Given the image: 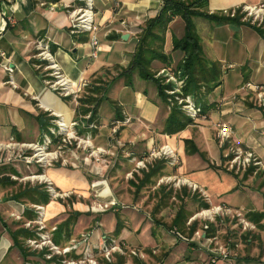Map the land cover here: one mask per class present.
Returning <instances> with one entry per match:
<instances>
[{"label": "crops", "instance_id": "crops-1", "mask_svg": "<svg viewBox=\"0 0 264 264\" xmlns=\"http://www.w3.org/2000/svg\"><path fill=\"white\" fill-rule=\"evenodd\" d=\"M91 3L94 22L99 24L95 33L99 51L94 59L88 57V33H71L68 29V14L80 5L76 0H58L48 4L44 0H0V145L9 142L24 145L40 142L43 135H50L48 132L54 126L53 123L61 120L66 125L80 130V135L89 137L93 147H100L106 151V154L102 155L106 160L103 165L97 166L93 162L88 165V162H85L86 164L78 163L77 166H71L69 163L66 165V159L62 158L60 163L52 167H44L43 171L45 177L56 189L69 193L78 201L88 200V197L94 198L91 195L93 187L101 185V188H104L103 200L107 201L115 197L126 206L115 211L120 222L114 218V213L110 214L108 211L97 215L99 219L98 223H95L96 228L89 232V243L91 242L92 246H96L97 239L106 235L104 233H111L118 222L120 230L116 238L126 244L154 247L172 243V239H167L157 222L154 223L150 217L145 219L147 211H154L157 218L164 216V219H167L169 209L167 202L171 203L173 197H167L169 183L165 181L166 178L182 181L178 190L180 189L181 193L186 195V199L188 197L194 200L189 203L199 206L198 209L193 208L194 211L188 218L202 209L200 204L204 200L198 198L200 197L198 192L201 190L206 194L208 205L220 203L238 209L251 224L263 226L264 179L256 180V186L249 187L250 190L247 191V184L252 183L256 177L248 173V171L252 172V167L242 171L239 174L242 177L220 171L217 165L218 159L222 160L224 156H220L218 146L211 138H205L201 143L194 141L196 153L188 152L189 147L187 149L183 139L186 138L185 133L190 125L172 135L161 134V126L157 125L156 121L159 116H162L163 109L162 103L156 96L155 87L148 88L136 76L132 77L130 86H125L117 80L114 92L118 88L125 91V99L118 94V99L113 101V104L117 103L118 106L112 108L109 114L105 113L106 123L99 122L96 117L91 124L86 122L87 118L84 119L78 115L75 99L71 96H63L50 87L48 81H51V78L47 75L48 70L43 69L48 62L35 57L36 42L40 41L47 46L48 52L67 78L76 84L83 82L85 87L95 78L103 81L105 76H108L107 71L112 73L111 69L114 66L125 67L128 64L135 46L136 34L144 22L154 17L161 7V0H91ZM261 3H264V0H207L206 9L208 12H218L240 5L253 6ZM171 23H175V29H170L168 32L178 36L181 32L178 18L175 17ZM224 25L230 26L228 24L219 26ZM230 29L235 31L242 29L243 33L251 30L254 34V30L246 25ZM252 33L251 39L254 37ZM122 35L126 38L122 39ZM258 39L260 46L255 60L259 61V64L253 65L252 62L253 69L240 70L238 74H234V84L228 89L222 86L224 84L221 77L218 85H221L219 96L212 98L207 95L206 99L207 102H215L208 112V118L215 117L230 125L233 129L234 141L242 148L254 152L262 162L264 135L259 132L264 128V94L258 97L257 94L252 93V96L249 93L251 91L243 92L242 90V84L246 87L247 83L253 82L262 85L264 93V79L257 78V75L263 73L262 67L264 69V38ZM167 47L165 46V49ZM251 47L252 44L246 49L251 50ZM172 55L177 56L176 53ZM240 58L246 61L247 54H243ZM4 64H7L11 72L3 69ZM221 68L220 64V70ZM128 89H132V93L135 94L136 111L134 112L129 107H124L125 101L129 99ZM101 104L102 101L98 106L97 116H99ZM254 105L261 110H254ZM85 114L89 117L88 111ZM78 117L84 120L81 121ZM197 122L199 121L196 119L193 123ZM85 124L94 129L90 130L92 135H89L86 128H82ZM237 129H240V134L236 132ZM65 143L61 142L59 137L52 150L58 151ZM163 145L174 149V163L167 156L148 157L150 148ZM138 161L146 163L147 167L144 166V170L140 169L141 167L138 168L136 166ZM9 164H7L8 167L11 166L14 172L16 164ZM29 167L27 165L26 168ZM12 171L11 173L14 174ZM147 173L148 175L144 177ZM4 174L8 175V173ZM121 177H124V181H120ZM128 178L133 180V186H130ZM94 181H99L100 185L92 187L91 184L95 183ZM185 182L195 185L197 189L193 190ZM7 191H10V187L0 185V264H28L34 256V253H30L28 249L24 250V247H28L30 236H17L19 244L13 245L9 230L23 228L17 220L19 218L31 220V212L27 208V205L31 203L27 199L11 200L7 198ZM94 191L95 196H98L99 192L96 194L97 190ZM245 191L249 194L248 199L241 198ZM233 196L236 197L235 202L231 200ZM238 198L239 201H237ZM154 207L158 208L154 209ZM63 209L64 207L59 203L49 202L46 205V216L49 218L58 215ZM65 217L66 214L57 216V219L53 221L56 227ZM91 218L92 216L89 217ZM86 219L88 220V216L72 222L68 230L69 238L63 241L61 239L63 235H61L58 243H55L58 246L62 244V248L77 244L73 252L76 255L79 254L80 251H76L78 245H81L80 249L86 243L88 245V239L84 241V244H80L82 237L88 235ZM257 231L263 248L258 251L259 256H254L257 253L256 247L252 246L251 239H248V244L244 246L240 258L217 260L214 264H241V262L264 264V228ZM254 235L257 237V234ZM177 248L185 253L182 261V263L186 261L184 264H191L189 258L193 256L202 260L205 258L203 250L193 249L185 243L179 242ZM246 250L249 251V260L242 257L244 255L242 253ZM165 251L168 252V250ZM178 252L169 251L163 264H173V260L178 259ZM256 258L258 259L255 261Z\"/></svg>", "mask_w": 264, "mask_h": 264}, {"label": "rangeland", "instance_id": "rangeland-1", "mask_svg": "<svg viewBox=\"0 0 264 264\" xmlns=\"http://www.w3.org/2000/svg\"><path fill=\"white\" fill-rule=\"evenodd\" d=\"M202 8L206 9L207 3ZM244 10H245L244 7L240 5L238 7L228 8V9H225L223 11L221 10L218 12H221L222 14H225L227 16L229 15L230 12H233L232 13L233 16L239 15L241 22H246L250 26H253L259 29H264V20H261V21H259L258 19L253 20V18H251L250 16H247L246 11ZM209 13H212V12H209ZM233 16H230V17H233ZM192 20L194 24V29L199 37V43L201 46V51H202L203 56L207 60H212V61H216L217 63H220L222 66L221 77L223 78V84H224L222 86L225 89L230 88L234 84V81H235V79H233L234 74H238L240 70L242 71V70L253 69L254 66H252V62H253V65L259 64V61L255 60V55H256L257 49L260 46V43H258L259 41L258 38L259 37L264 38V34H263V37H261L258 33H256V31H254V34H253L252 33L253 31L251 30L245 31V33L242 32V29H238L237 31L231 30L227 25H224V26L214 25L211 22H208L207 20L200 18V17H194ZM171 26H172L171 28L174 30L175 23L171 24ZM251 33L254 36L253 39H251L250 37ZM254 39H257V41H254ZM165 40L166 41L164 43V49H165V46H168L167 49H165V52H168L170 50V32L168 31L165 33ZM251 44H252L251 50L246 49V47H249ZM243 54H247L246 61H242V58H240ZM169 67L171 68V66L160 67L158 70L154 72L153 77L160 80L163 84L173 83L174 84L173 89L172 90L167 89L164 92L166 95H170V96L173 95L174 97L176 94L180 93V89H178L174 83L175 81L177 82L176 76L171 75V74L175 73L176 75H178V73H180L179 72L180 70L173 69L174 70L173 71L174 73H173L172 71L169 70ZM111 71L112 73H109V71H107L108 76H105V79L103 81H106V82L109 81L112 77L115 76V74L119 71V69H116L114 67L111 69ZM262 71L263 73L257 75V78L262 77L264 79L263 67H262ZM168 75H171L172 79L168 78ZM116 81L117 80H114L108 86V90L105 94L106 98L102 100V104L99 108V116H97V119L101 123L102 122L106 123L107 121L105 117V113L109 114L112 111V108H115L118 106L117 103L113 104V101L118 99L117 95L119 94L122 97V99H125V96H126L125 91L118 88L114 92L115 86L117 85ZM141 81L148 88L149 87L154 88V85L151 82L144 81V80H141ZM89 84L90 82H88L87 86L82 87L77 97L75 98L77 108H79L80 106L79 100L86 97L87 92L85 91V89L89 87ZM244 86L245 84H242L243 92H247V91L249 92L250 90ZM131 90L132 89L127 90L129 94V99L125 101L124 107H129L134 112L136 111V98H135V94L132 93ZM220 91H221V85L210 90V92L207 95L212 98H217L220 94ZM249 93H251V95L253 96L252 92H249ZM178 98H181V97L178 96ZM178 98L177 100L174 101V103H171V101L167 102V104L165 105L166 107L164 108L165 111H167L168 107H171L172 104L179 106V108L184 110L183 107L187 103L186 101L182 99H178ZM85 107L88 110V104H86ZM253 108L254 110L256 109L261 110V108L260 107L258 108L257 105H254ZM78 112H80L78 113V115L82 116L84 119L87 118L86 114L81 115L80 109H78ZM161 115L162 116H159L156 121L157 125H160L162 119L164 118L165 112L163 111ZM186 115H188V113H186ZM190 116L191 115H189V117ZM78 118L81 121L84 120L80 117ZM190 118L193 119V122H195V119L193 117H190ZM79 120H77L78 123H79ZM197 121L199 122L192 123L193 126L190 125L188 127L187 133H185L186 138H184L183 140L187 142V144L190 145V146L187 145V149L188 147L191 148V145L196 147L195 145L196 143H194V141L201 143L203 142V139L211 138L218 146L220 156L222 157L224 156V159L222 160L221 158L218 157L219 159H218L217 165L220 171L229 172L232 175H237V176L242 177V175H239V174L242 173V171L244 172V170L252 167V172L248 171V173L250 172L252 176L255 175L256 177L254 178L252 183L247 184V188H246L247 191L250 190V188H254L256 186L255 185L256 180H258L259 178L264 179V168H263L264 167V153L262 156L263 158H261L263 164H261L262 162H260V158L257 157L254 152H252L251 150H248L247 148H242L240 145H238V143L234 141L232 137L233 133L230 135L228 139L221 141L217 137V130H216L215 124L223 120H220V119L217 120V118L215 117L213 118L207 117L205 119L197 118ZM52 128L54 129V127ZM82 128H86L88 130L89 135H92L91 131L94 130L93 128H89L88 125L86 124L83 125ZM230 128L233 132V129L231 126ZM67 130L69 133L73 134V137L70 139L69 143L66 142L65 144L61 145V148L55 153L56 159H53V160L50 159L51 161L49 163L50 165H46L45 167L47 168L52 167L53 165L60 163L62 158L66 159L65 160L66 165H68V163L71 166L72 165L77 166L78 163L86 164V163H83V160H82L86 153H84V151H82V149H80L76 145V143L80 141L79 139H83L82 137L83 135H80L81 133H78V130L76 127H70ZM239 130L240 129H237L236 132L240 134ZM259 133L260 134L263 133L264 135V128H262V131H260ZM32 143H35V142H32ZM4 145L5 144L0 145V161H1L0 162V174L4 172L8 173L7 176L9 177L10 180L13 181V186L7 185L8 187H10V191H7V198H9L11 194H14L15 192H19L23 190L24 188H28L34 185L40 186L41 189L46 192L49 198L46 204H42V203L32 204L31 202H29L31 204H28L27 208L31 212V220L19 218L17 220L20 222V225L23 228L28 229L30 232L34 233L38 231L39 233H42L43 236L47 235V237H49L51 240V244L61 249L63 245L60 244V246H58L52 239V237L56 235L55 234L56 225L53 223V221L57 219V216L66 214L65 218L72 217L73 223L74 221H76V219L78 220L79 218H86V216H88V220L86 219L87 221L86 224H88V259L92 260L91 263H88V264H163L166 260L165 258L167 257L168 252L171 250L179 251L178 252L179 255L177 254L178 259H174L173 264H184L186 261H184L183 263L182 261L184 260L185 253L181 252L183 250L177 248L179 242L185 243L186 245H190L193 249H201L204 251L205 253L204 260L198 259L196 256H193L192 258H189L190 259L189 262L191 264H214L211 261L215 262L217 260H229L231 258L238 259L240 258L241 252L244 250V246L248 244L247 242L248 239H251L252 241L251 245L256 247L255 250L257 251V253L254 254L255 257L259 256L258 251L263 249L257 230L264 228V225L262 226L258 224L256 226V225L251 224L248 221V218H246L244 214L238 209L230 208L227 205L222 206L220 203L209 204V205L207 204L208 206L207 208L199 210V212H197L195 215L188 218V216L191 215L190 213L194 211L193 208L198 209L199 206L196 207V206H193L192 203H189V201L191 202L194 200L188 197L186 199V195L182 194L180 189L178 190L180 184H182V181L180 180L178 181V179H175V178L169 179L168 181L169 189L167 191V197L172 196L173 198H172L171 203L167 202V206L169 208L167 215H166L167 219H164V216L162 218H157L154 211H150V212L147 211L145 215L146 220L150 217L152 221H154V223L157 222V224L160 225V229L162 230L164 234H166L165 236L167 237V239H172V243H167V245L159 244L160 246H154V247H150L149 245L142 246L141 244L140 245L139 244L138 245L126 244L124 241L123 243L117 240L116 238L117 234L114 235L112 231L111 233L110 232L104 233L106 235L97 239L98 242L96 246H92L91 242L89 243V236H90V233L96 228L95 223L96 222L98 223L99 216L97 217V215L105 214V212L108 211L110 212V214L114 213L115 214L114 218H116V220H119V217L116 216L117 214L115 211L119 210L118 208H125L126 206L120 203L119 201H117L115 197L111 196L113 199H115L114 205L110 206L108 209L102 212L101 211L99 212L90 211V206H94L99 202L106 201L102 199V193L100 191L104 190V188L103 189L101 188L99 181L97 182H98V185L100 186L93 187L92 189L93 192L92 194L90 193L91 195L94 196V198L90 199L88 197V200L78 201L77 199L72 197L69 193H67V196L63 198L50 197L51 192L52 193L55 192L57 196L58 194L59 196H62L63 192L56 189L54 185L51 183V181L47 177H45L43 173L44 167L41 165V163L39 164L36 163L37 159L32 154V152H35V150L31 149V147L28 149L22 148L20 150V148L15 147V145H13L14 149L12 150V149H9V147H6V145L4 147ZM157 148H150L149 150L157 149ZM52 149L53 147H49L47 150L50 151ZM236 149H239L240 151L251 152L255 156L256 160L260 162V165L253 166L251 163H249L245 165L244 168H239V169H237L235 166L233 167L230 166L229 160L232 158L233 152ZM262 149H264V146ZM11 151L13 154H11ZM173 152L175 153L174 149H173ZM192 153H196V151ZM209 155L211 156L210 153ZM7 156L9 157L10 160L3 162L2 160L4 158H7ZM101 159L102 160L104 159L103 156L101 157ZM105 161H106L105 159L103 161H99V163H97L96 165L97 166L100 164L103 165ZM14 163L16 164V167L15 169L13 168L14 174H12L11 171L9 170V168L10 169L12 168L11 166L8 167L7 164L11 165ZM91 164L92 162H88V165H91ZM27 165L30 166L28 169L26 168ZM143 165L147 167L146 163H143ZM144 166H139L138 168L141 167L140 169L144 170L145 169ZM3 168L5 170H3ZM123 178L124 177H121L120 181H124ZM47 180L50 181L51 183L50 185L48 184V182H46ZM128 180L130 181L129 183L130 186H133V180L131 178H128ZM189 186L191 185L189 184ZM259 189L260 187L258 188V190ZM94 190H97L96 194L99 192L98 196H95ZM195 194L196 196H198L199 194L200 197L198 198L203 199L204 200L203 202L205 203L209 202L208 200H206L207 197L203 191H199L198 194L197 193ZM248 195L249 194L245 191L243 192V197L241 198L248 199ZM193 196L195 197V195ZM263 198H264V194H263ZM109 200H111V198ZM231 200L232 202H235L236 197L233 196ZM237 201H239V198ZM49 202L59 203V205H62L64 209L60 211L58 215H53L52 217L48 218L46 216V205ZM32 205H35V208L36 206L43 207V217L45 218V221H43L44 227L41 230H36V226H38L37 225L38 221L37 220H36L37 222L33 221L36 218V214L33 211L34 207ZM216 206L225 207L227 210H222V209L215 210L214 208ZM86 207L88 208L87 211L85 210ZM156 208L158 207H154V209ZM201 211L203 212L207 211V212L200 213ZM140 212L143 213L142 211ZM180 212H182V217L179 220V222L174 225L171 221L174 218H176L178 216V213ZM90 216H92L91 219H89ZM184 217L186 218L184 219ZM162 220H167L165 222H168V221L169 222L164 223ZM192 223H193L192 225L193 227L190 225ZM154 226L158 227V225H154ZM196 231L200 234V236L204 235V237L203 238L196 237L194 235V232ZM175 233H179L180 236L187 238L190 241H184L182 238H179ZM254 234H257V237ZM214 235L217 236L218 238L215 237ZM204 238H207V239H204ZM42 239H45V238H42ZM81 242L82 241H80V244ZM80 248H81V245H78L76 251L77 252L81 251ZM27 249L29 250L30 253H34L33 258L30 259L28 264H65L66 261H70L72 259L77 260L81 258L80 255L78 254L76 255L73 252L74 249L76 248L70 249L69 251H67L68 253L65 252L63 254H55L53 253V251H50L47 246H44L40 249H36L28 243V247H24V250L27 251ZM165 250H168V252ZM220 251H223L224 257H221V255H219ZM242 254H244L242 257H245L247 260H249L250 256L248 255L249 254L248 250H246V252ZM46 255H51V256L48 259H46L45 258ZM257 259L258 258H256L255 261ZM241 264H246V263L241 262Z\"/></svg>", "mask_w": 264, "mask_h": 264}, {"label": "trees", "instance_id": "trees-1", "mask_svg": "<svg viewBox=\"0 0 264 264\" xmlns=\"http://www.w3.org/2000/svg\"><path fill=\"white\" fill-rule=\"evenodd\" d=\"M44 1L48 4L55 3L58 0ZM206 3L207 0H161V7L157 14L154 17L147 19L136 34L135 46L130 55L128 64L125 67L114 66L116 69H119V71L107 82L102 81L99 78L90 81L89 87L86 88L87 95L79 100L80 106L78 108L81 111V115H84L88 111L89 117H87L86 122L91 124L92 121H95L98 106L100 102L106 98L105 94L111 82L114 80H120L123 85L130 86L134 75L141 80L151 82L155 87L156 96L162 103V106L164 105L162 109L165 112V115L160 123L161 134H175L193 123V119L186 115L185 111L179 108V106L172 104L171 107H168V110L165 111L164 108L166 107L165 105L167 102L171 101V103H174L178 96L181 98L188 97L192 101L194 108L196 109V117L207 118L208 112L213 108L215 102H207L206 97L210 90L220 84L221 70L219 63L207 60L203 56L199 37L194 29L192 19L194 17H200L214 25L228 24L235 27L246 25L251 27L261 37H263L264 29H259L250 26L246 22H241L239 15L229 17L221 12L209 13L205 8H202ZM175 17L179 20L181 32L178 36L173 32L170 33V50L165 52V33L172 29L171 22ZM173 53H176L177 56H173ZM172 61L174 62L172 63ZM167 66H171V68L169 67V70L172 72L174 71L173 69L180 70V73L178 74L180 93L176 94L174 97L173 95H166L164 92L167 89L172 90L174 87L173 83L163 84L160 80L153 77L156 70L160 67ZM86 104H88V110L85 107ZM44 130H46V128H44ZM46 131L48 132V130ZM79 132L81 131L79 130L78 133ZM48 137L51 139V144L48 148L51 145L53 147L59 137L54 135H49ZM185 144L186 146H190L187 142H185ZM194 150H196L195 147L191 145V148L189 147V150L187 151L194 152ZM3 170L5 169L3 168ZM9 170L12 171L10 168ZM4 173L0 174V185L13 186V181ZM147 175L148 173L145 174L144 177ZM9 199L15 201L27 199L33 204H46L49 200L46 192L38 185L15 192L14 194H11ZM200 207L205 209L208 206L207 203L202 202ZM262 214H264V212ZM181 217L182 212L178 213V216L171 222L175 225L179 222ZM185 218L186 217H184V219ZM71 223L72 217H68L56 227V235H54L53 239L54 242L58 243V239L61 235H63V238H61L63 241L68 239V229ZM190 225L192 226L193 223ZM119 230L120 224L116 223L113 229L114 235L117 234ZM9 235L12 239L13 245L19 244L16 239L17 236L22 235L23 237H34L33 232L20 227L16 228L14 231L9 230Z\"/></svg>", "mask_w": 264, "mask_h": 264}, {"label": "built area", "instance_id": "built-area-1", "mask_svg": "<svg viewBox=\"0 0 264 264\" xmlns=\"http://www.w3.org/2000/svg\"><path fill=\"white\" fill-rule=\"evenodd\" d=\"M77 2L81 3V5L77 6L76 8L73 9V11L71 10L70 13L68 14L69 20H68V29L70 30L71 33H79V32H87L88 33V39H87V45H88V57L89 58H96L97 53L99 51V44H98V40L97 37L95 35L97 28L99 26L98 23L94 22L93 19V11H92V3L91 0H76ZM244 7V11H246L247 16H250L251 18H253V20L258 19L259 21L264 20V3L261 4H257V5H253V6H243ZM233 12H230L229 15H232ZM36 53H35V57L43 60V61H47V65L44 66V70H48L47 75L51 78L50 82V87L53 90H57L59 91L63 96H71L73 99H75L78 95V93L80 92L81 88L83 87V82H80L79 84H76L74 81H71L69 78H67L61 71L60 67L58 66V64L55 62V60L53 59V56L48 52L47 50V46L42 43V42H36L34 44ZM2 55V54H1ZM3 69L6 70L7 72H11V69L9 67H7V64L3 65ZM179 74V73H178ZM171 75H175L176 76V80L175 81V85L176 87L179 89L178 86V75L176 74H171ZM168 75V78L172 79V76ZM175 78V77H174ZM246 87L252 92L258 95V97H262L263 93V86L260 84H254V83H247ZM264 98V96H263ZM178 99H182L184 101H186V105L183 107L184 111L186 113H188V116L191 115L190 117H193L195 120L197 118L200 119H205L204 117H196L195 115V108L194 105L192 103V101L188 98H178ZM190 113V114H189ZM54 129L50 128L49 129V133L50 135H54L57 137H60L61 142H70V139L73 137L72 133L68 132V128H70V126H67L64 124L63 121L61 120H56L55 123L53 124ZM56 126V128H55ZM216 126V130H217V137L222 141V140H226L227 138L230 137V135L232 134V130L230 128V126H228L226 123L223 122H218L215 124ZM115 131V130H112ZM83 139H79L80 141L78 143H76L77 147H79L80 149H82V151H84L85 156L83 157V163L85 162H93L95 164L99 163V161H103L101 159L102 155L106 154V151L103 148L100 147H93L91 142H90V138L89 137H85L82 136ZM51 144V139L48 137V135H43L42 140L40 142H35V143H29V144H18L16 142H9L6 145V147H9V149H14L13 145H15V147H19L20 150L23 149H28L31 147V149H34L35 152H32L33 156L36 157V163H41V165L43 167H45L46 165H50L49 163L51 162L50 159H56V151L55 150H50L48 151V146ZM4 145V147H5ZM10 145V146H8ZM11 154L12 151H11ZM10 154V155H11ZM38 157H37V156ZM161 156H167L169 157L173 163L175 162V154L173 152V150L168 147L167 145H163V146H159L157 149H151L148 152V157L151 158H157V157H161ZM27 158V156H26ZM9 157L7 156V158H4L2 161H9ZM230 161V166H235L237 169L239 168H244L245 165L251 163L253 166H257L260 165V162L258 160H256L255 156L248 151H240L239 149H236L233 152V156L232 158L229 160ZM1 162V161H0ZM136 166H144L143 163L141 161L136 162ZM264 168V167H263ZM169 178H166V182H168ZM46 182H48V184L50 185V181L47 180ZM187 183V182H185ZM98 184V182H95L93 184H91V186H96ZM189 185V183H187ZM191 188L193 190H196L197 187L195 185L190 184ZM103 189V188H102ZM103 190H101L100 192L102 193ZM201 191V190H200ZM67 193H62V196H57V194L55 192H51V196L52 198H63L66 197ZM115 201L113 199L111 200H107L104 202H99L94 206H90V211H95V212H99V211H104L106 209H108L110 206L114 205ZM222 206H224L223 204H221ZM34 207V212L36 214V218L33 221H38V226H36V230H41L44 225H43V221H45V218L43 217V207L42 206H36L32 205ZM216 209H222V210H227L225 207H221V206H216L214 208ZM85 210L87 211L88 208L86 207ZM207 211H201L200 213H205ZM44 218V219H43ZM36 221V222H37ZM40 223V224H39ZM206 228V226H205ZM179 238H182L184 241H190L187 238H184L182 236L179 235V233H175ZM194 235L196 237H202L204 235H201L196 231L194 232ZM45 238V239H42ZM88 239V235H85L82 237V244H84V241H86ZM104 239V238H103ZM207 239V238H204ZM29 244L32 245L34 248L36 249H40L44 246H47L48 249L50 251H53V253L55 254H63L67 251H69L70 249H74L76 247L72 246V247H63V248H59L55 245L51 244V240L49 237H47V235H42V233H39L38 231L34 232V237L28 240ZM44 245V246H42ZM51 246V247H50ZM104 246V245H103ZM74 247V248H73ZM107 253V252H106ZM133 253V252H132ZM81 256V258L77 259V260H70V261H66L65 264H88L91 263V259H88V245L87 243L84 245V247L81 249V251L79 252V254ZM219 255H221V257H224V253L223 251L219 252ZM51 255H46V259H48ZM212 263H214V261H211Z\"/></svg>", "mask_w": 264, "mask_h": 264}, {"label": "water", "instance_id": "water-1", "mask_svg": "<svg viewBox=\"0 0 264 264\" xmlns=\"http://www.w3.org/2000/svg\"><path fill=\"white\" fill-rule=\"evenodd\" d=\"M229 27L232 28V29H235V28H234L233 26H231V25H230ZM121 38L124 39V38H126V36H123V35H122Z\"/></svg>", "mask_w": 264, "mask_h": 264}, {"label": "bare ground", "instance_id": "bare-ground-1", "mask_svg": "<svg viewBox=\"0 0 264 264\" xmlns=\"http://www.w3.org/2000/svg\"><path fill=\"white\" fill-rule=\"evenodd\" d=\"M65 124V123H64ZM66 125V124H65Z\"/></svg>", "mask_w": 264, "mask_h": 264}]
</instances>
